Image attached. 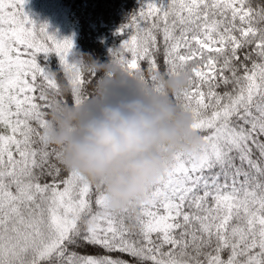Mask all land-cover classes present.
Here are the masks:
<instances>
[{
	"label": "snow or ice",
	"instance_id": "snow-or-ice-1",
	"mask_svg": "<svg viewBox=\"0 0 264 264\" xmlns=\"http://www.w3.org/2000/svg\"><path fill=\"white\" fill-rule=\"evenodd\" d=\"M26 2L0 0V264H264V0H141L117 30L128 75L190 73L172 99L203 141L135 214L49 144L53 103L88 101L97 74Z\"/></svg>",
	"mask_w": 264,
	"mask_h": 264
},
{
	"label": "clouds",
	"instance_id": "clouds-1",
	"mask_svg": "<svg viewBox=\"0 0 264 264\" xmlns=\"http://www.w3.org/2000/svg\"><path fill=\"white\" fill-rule=\"evenodd\" d=\"M81 60L82 71L97 74L92 97L80 104L53 103L45 135L63 167L103 188L111 211L128 207L135 214L134 204L175 153L202 146L191 113L172 99L187 86L190 73H157V88L128 75L111 57Z\"/></svg>",
	"mask_w": 264,
	"mask_h": 264
},
{
	"label": "trees",
	"instance_id": "trees-1",
	"mask_svg": "<svg viewBox=\"0 0 264 264\" xmlns=\"http://www.w3.org/2000/svg\"><path fill=\"white\" fill-rule=\"evenodd\" d=\"M140 4L141 0H27L24 8L37 23H47L48 32L57 38L71 37L76 59L106 61L110 49L124 38L117 30Z\"/></svg>",
	"mask_w": 264,
	"mask_h": 264
}]
</instances>
